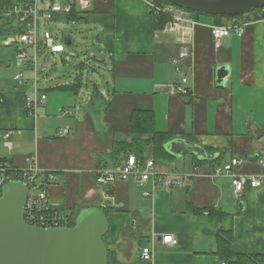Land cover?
Returning a JSON list of instances; mask_svg holds the SVG:
<instances>
[{
	"label": "crops",
	"instance_id": "crops-1",
	"mask_svg": "<svg viewBox=\"0 0 264 264\" xmlns=\"http://www.w3.org/2000/svg\"><path fill=\"white\" fill-rule=\"evenodd\" d=\"M53 1L0 0V25L22 32L24 21L12 9L35 4L38 40L41 31L48 30L57 41L42 17ZM57 1L70 3L72 10L56 13L50 21L83 26L101 50L104 87L93 84L82 95L76 78L58 82L54 88L60 94L46 96L33 114L27 107L34 97L33 71L16 64L14 48L1 45L3 37L18 33L0 35V133L9 132L11 144L8 149L0 138V163L13 172L34 164L40 170L39 183L51 174L46 186L49 206L71 221L85 209L103 207L109 221L104 236L108 264H220L218 230L231 232L234 252L263 253L264 165L259 159L264 156V17H240L246 23L244 33L231 34L215 47L210 27L216 21L209 15L181 10L194 24L183 22L184 28L169 32L164 29L167 22L155 25L147 0H89L85 7L83 0ZM183 44L189 50L186 58L179 57ZM20 47L33 55L31 46ZM42 50L49 52L40 45ZM221 72L227 74L222 77ZM183 76L185 96L173 89ZM77 82L75 91L72 84ZM135 110L150 111L156 131L190 140L215 157L200 160L190 152L156 157L151 142L139 156L131 150L115 154L118 142L151 138L131 132ZM64 128L69 133L63 134ZM129 154L139 161L138 172L144 160L153 159L155 171L145 182L138 175L96 182L99 168H115ZM233 157L244 159L233 172L261 178L259 186L245 185L235 193L230 176L210 175L212 167ZM163 177L176 179L165 185ZM206 207L225 215L219 219L199 211ZM163 234L173 235L177 244H163ZM149 244L152 256L144 260L140 251Z\"/></svg>",
	"mask_w": 264,
	"mask_h": 264
},
{
	"label": "built area",
	"instance_id": "built-area-1",
	"mask_svg": "<svg viewBox=\"0 0 264 264\" xmlns=\"http://www.w3.org/2000/svg\"><path fill=\"white\" fill-rule=\"evenodd\" d=\"M82 4L88 6L89 0H83ZM147 4L151 14L158 15L160 13L167 14L170 18L165 24V31L175 32L182 28L183 22L194 24L190 18H184L181 16L180 9L175 8L170 4L157 5L152 0H147ZM13 11L20 13V18L24 21L25 29L18 34H11L5 36L1 40V45L4 47H12L16 52V64L18 66H26L33 71V84H34V97L28 100L27 107L31 110V113H35L38 106L44 103L46 100V94H38L37 89V77H36V64L37 54L39 52V46H44L50 53H59L64 51V45L55 40L50 31L45 30L42 33L41 40H38L36 35V18L38 10L35 4H16ZM72 6L70 3H64L60 1H53L48 9L42 13V17L46 20H50L56 13H70ZM246 15V14H244ZM245 21L239 18H230L228 23L214 24L210 27L211 35L214 39L215 47L221 45V40L231 34L241 36L245 31ZM25 44L33 48V55L28 56L25 50L21 49L20 45ZM189 55L188 47L183 44L179 51L180 58H186ZM15 78L19 82L22 81V74L17 73ZM187 77L183 76L180 82L174 85V92L180 95H187L188 89L185 87ZM63 134L69 133L68 128H64ZM9 132L0 133V138L4 140V145L10 149L11 144L7 141ZM244 161L243 158L233 157L229 162L221 165L214 166L210 170L211 176L227 175L231 177V185L235 193H239L243 190L245 185L251 187L259 186L261 184V178L250 175H238L233 172V168L240 165ZM260 163L264 165V156L259 159ZM139 161L134 154H129L126 160L115 168H99L96 174L97 183H112L116 179H127L131 175H138L141 182H145L151 174L154 173V161L153 159H147L143 161V169L138 172L137 166ZM40 170L34 164H31L28 168L20 170L15 176L6 174V168L3 163H0V186L9 179H19L23 181L27 187V196L24 203L23 215L25 221L32 226L37 227H64L69 226L71 220L69 217L61 211L53 210L49 206V199L46 192V186L51 182L52 175L47 174L46 181L39 183L37 181ZM175 177H163L162 182L165 185L171 184ZM147 194V193H146ZM160 241L167 245H176L177 239L171 234H163L160 236ZM151 244L143 246L140 251V256L144 260L151 259L152 249ZM220 264H227L224 260H220Z\"/></svg>",
	"mask_w": 264,
	"mask_h": 264
},
{
	"label": "water",
	"instance_id": "water-1",
	"mask_svg": "<svg viewBox=\"0 0 264 264\" xmlns=\"http://www.w3.org/2000/svg\"><path fill=\"white\" fill-rule=\"evenodd\" d=\"M165 1L180 9L207 15L238 16L264 8V0ZM222 73H219L222 77L227 74ZM164 149L172 156L190 152L200 160L215 157L181 138L167 141ZM256 159L255 156L253 160ZM27 191V185L19 179H9L0 186V264H108L104 236L109 221L103 207L83 210L71 226H32L23 215Z\"/></svg>",
	"mask_w": 264,
	"mask_h": 264
},
{
	"label": "rangeland",
	"instance_id": "rangeland-1",
	"mask_svg": "<svg viewBox=\"0 0 264 264\" xmlns=\"http://www.w3.org/2000/svg\"><path fill=\"white\" fill-rule=\"evenodd\" d=\"M177 8L176 6H174ZM179 9V8H177ZM46 28L57 35V41L63 43L64 51L60 53H49L42 50L37 55V80L38 87L48 98L59 95V89L54 88L56 83H72L76 78L82 83V95H85L92 88L93 84L104 87L102 79L105 75L104 64L101 61V50L98 49L90 36L82 30V25L68 24L60 25L46 20ZM38 23L41 21L38 19ZM43 31V30H42ZM41 31V33H43ZM68 33V34H67ZM71 43H66V38ZM50 87V89H48ZM186 160L189 155H184Z\"/></svg>",
	"mask_w": 264,
	"mask_h": 264
},
{
	"label": "trees",
	"instance_id": "trees-1",
	"mask_svg": "<svg viewBox=\"0 0 264 264\" xmlns=\"http://www.w3.org/2000/svg\"><path fill=\"white\" fill-rule=\"evenodd\" d=\"M157 5L168 4L165 0H152ZM180 9V8H179ZM263 8L253 9L248 13H252L254 18H261L264 17V13L260 11ZM189 12L191 15H201L202 13L188 11L185 9H180ZM246 13V14H248ZM207 15V14H202ZM212 16L216 24H222L225 20H229L230 18H239L245 16L238 15V16H226V15H209ZM155 18V25L161 27L164 25L165 22L169 20V16L165 13H160L158 15H154ZM14 31V32H13ZM17 31V30H16ZM10 32L13 33H20L15 32V29L10 30L8 26L0 25V35H7ZM79 82L72 84V86H76L75 91L79 88ZM72 86L70 87L72 89ZM62 88L64 86H61ZM153 114L150 111L146 110H135L131 114L130 118V129L131 132L135 134H151L150 139H140L135 138L131 142H118L115 145V154L122 152H127L129 150L133 151L136 156H139L142 152V149L146 144L151 142L153 147V153L156 157H159L160 154L168 155L167 151L164 149V144L172 139L173 136L167 132L156 131L153 128ZM20 170L17 171H9L6 169L7 173H11V175L15 176ZM206 210L209 215H213L216 218H222L225 213L216 210L213 207H206L202 208L199 211L202 212ZM105 212H107L105 210ZM74 221H71L69 226H71ZM216 241H217V250L216 254L219 256L221 260H224L227 264H264V252L263 253H251V254H244V253H236L232 248V234L230 231L225 230H218L216 233Z\"/></svg>",
	"mask_w": 264,
	"mask_h": 264
}]
</instances>
